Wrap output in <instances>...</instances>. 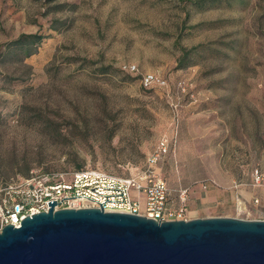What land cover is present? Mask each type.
<instances>
[{
  "label": "rangeland",
  "instance_id": "374dc122",
  "mask_svg": "<svg viewBox=\"0 0 264 264\" xmlns=\"http://www.w3.org/2000/svg\"><path fill=\"white\" fill-rule=\"evenodd\" d=\"M35 31L33 54L9 47ZM178 47H194L181 68ZM123 64L173 92L186 80L177 115ZM162 137L155 167L189 188L192 218L264 220V184L250 177L264 175V0H0V188L32 170L126 175Z\"/></svg>",
  "mask_w": 264,
  "mask_h": 264
},
{
  "label": "water",
  "instance_id": "95a60500",
  "mask_svg": "<svg viewBox=\"0 0 264 264\" xmlns=\"http://www.w3.org/2000/svg\"><path fill=\"white\" fill-rule=\"evenodd\" d=\"M0 230V264H264V220L157 223L102 208L54 209ZM161 218V217H160Z\"/></svg>",
  "mask_w": 264,
  "mask_h": 264
},
{
  "label": "built area",
  "instance_id": "2783aa9c",
  "mask_svg": "<svg viewBox=\"0 0 264 264\" xmlns=\"http://www.w3.org/2000/svg\"><path fill=\"white\" fill-rule=\"evenodd\" d=\"M122 67L137 73L142 87L161 89L171 113L177 115L179 102L173 95L187 93L186 80H177L173 92L167 80L154 72L141 73L134 64ZM168 142V138L162 137L143 165L126 175L83 166L66 172L32 170L27 176H16L9 185L0 188V230L6 224L19 227L26 216L47 211L52 200H56L54 209L102 208L145 216L157 223L188 219L189 188L171 189L155 167L166 152ZM250 177L252 186L264 184V175L257 168L251 171Z\"/></svg>",
  "mask_w": 264,
  "mask_h": 264
},
{
  "label": "trees",
  "instance_id": "16d2710c",
  "mask_svg": "<svg viewBox=\"0 0 264 264\" xmlns=\"http://www.w3.org/2000/svg\"><path fill=\"white\" fill-rule=\"evenodd\" d=\"M65 4H67V2H62V3H57L55 6L57 9L61 8L62 6H64ZM58 19H52L51 20V28H56L58 27V24L56 23ZM44 34L39 32V31H35V32H30V33H20L16 38L10 40V46L13 49H19L21 51V53L23 54L24 57H27L31 54H33L37 47L39 46V44L41 43V40L44 38ZM180 49V55L178 56L177 60H176V66L177 68H181L184 66H187L189 61L185 60L188 59V55L189 52L194 49H184L183 47H178ZM88 61V60H85ZM93 61H90V63H92ZM98 70L100 73H107L109 70V67L106 65H100L98 66Z\"/></svg>",
  "mask_w": 264,
  "mask_h": 264
},
{
  "label": "crops",
  "instance_id": "0c3cea01",
  "mask_svg": "<svg viewBox=\"0 0 264 264\" xmlns=\"http://www.w3.org/2000/svg\"><path fill=\"white\" fill-rule=\"evenodd\" d=\"M192 217H194V216H190V215H189V212H188V218H192Z\"/></svg>",
  "mask_w": 264,
  "mask_h": 264
}]
</instances>
